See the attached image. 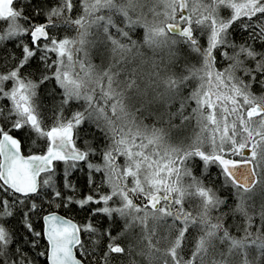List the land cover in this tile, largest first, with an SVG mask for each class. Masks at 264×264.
<instances>
[{"label":"snow or ice","instance_id":"snow-or-ice-1","mask_svg":"<svg viewBox=\"0 0 264 264\" xmlns=\"http://www.w3.org/2000/svg\"><path fill=\"white\" fill-rule=\"evenodd\" d=\"M0 264H264V0H0Z\"/></svg>","mask_w":264,"mask_h":264}]
</instances>
